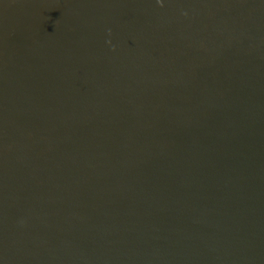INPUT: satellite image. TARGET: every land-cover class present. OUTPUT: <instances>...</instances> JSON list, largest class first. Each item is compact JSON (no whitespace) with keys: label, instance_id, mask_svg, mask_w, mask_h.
Wrapping results in <instances>:
<instances>
[{"label":"water","instance_id":"water-1","mask_svg":"<svg viewBox=\"0 0 264 264\" xmlns=\"http://www.w3.org/2000/svg\"><path fill=\"white\" fill-rule=\"evenodd\" d=\"M0 264H264V0H0Z\"/></svg>","mask_w":264,"mask_h":264}]
</instances>
